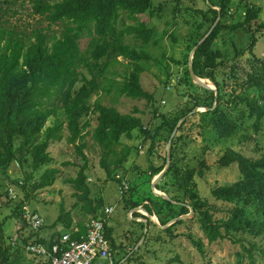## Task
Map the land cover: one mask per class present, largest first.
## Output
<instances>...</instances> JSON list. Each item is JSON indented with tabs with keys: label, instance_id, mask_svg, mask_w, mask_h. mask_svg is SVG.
I'll use <instances>...</instances> for the list:
<instances>
[{
	"label": "trees",
	"instance_id": "trees-1",
	"mask_svg": "<svg viewBox=\"0 0 264 264\" xmlns=\"http://www.w3.org/2000/svg\"><path fill=\"white\" fill-rule=\"evenodd\" d=\"M183 1L175 0L176 7ZM242 1L239 0L240 3ZM153 2L154 0H32L33 14L50 25H59V36L50 37L43 30H34L30 35H26L0 27V177L13 163L22 167L28 159L32 161L34 172L50 165L52 158L48 152L49 146L52 142L62 139L65 128L68 142L75 148V166L79 168L77 177L68 180V183L74 188V197L77 203L82 204L86 217V222L83 220L78 223L77 230L70 234H64V230L57 231L56 226L61 225L69 232L73 223L72 217L61 204L60 215L52 228L45 229L43 226L37 232L31 230L32 234L22 238L17 236L16 241L10 245L6 242L5 220L0 218V264H12L19 260L24 247L30 243L51 248L59 244L65 235H69L71 240L82 241L87 237L86 224L90 220L105 218V208L111 206H104L102 200H92L91 191L86 185L88 159L83 133L93 125V139L100 150V167L108 181L116 180L122 185V192L125 184L116 178L117 173L132 153L136 152V148L124 144L122 139L133 141L137 137L143 143L149 142L148 153L152 156L160 144L161 135L167 134L169 140L177 127L181 133L182 127L197 115L193 114L179 125L180 121L195 109H206V112L200 115L196 126L201 131L213 130L217 137L223 140L236 134L241 128L242 120H253L252 128L256 137H248L246 140L250 139L258 147L261 145L259 138L264 136V57L259 59L252 56L248 59V69L232 66L230 78L235 82L230 91L225 92L226 86L218 81V74L224 71L230 60L239 61L243 54L250 50H234L233 56L227 54V34L250 26L258 19L259 9L248 8L243 20L230 26L226 25L225 21L233 19L231 10L234 0H205V9L185 10L195 22L191 23L192 31L184 56L185 76L180 80V84L194 87L187 65L191 52L196 48L192 60L193 72L200 79L211 80L216 91L201 89V93L192 98L193 103L189 108L167 116L155 107V96L146 92L141 85V76L145 72L141 63L150 62L151 56L144 50H137L125 43L127 37H133L140 41L143 47H147L154 39L156 32L150 27V22L157 18L163 7L156 11ZM123 14L135 24L118 29L117 22ZM219 15L220 21L201 43ZM142 16L147 17L149 21L139 22V17ZM83 38L90 40L85 51L80 49V41ZM118 58L130 63L129 71L119 84L107 77L109 74L117 76L110 69L117 63ZM104 82L109 86H103ZM113 90L119 97L145 101L146 105H152L151 119L146 122L137 109L124 115L115 108L103 106L97 101L91 102L93 97L101 92L109 95ZM240 107H244V112L240 111ZM59 111L63 113V121L58 117ZM51 118H54V121L47 127ZM134 133H137V136H134ZM180 139L178 136L177 142L180 143ZM142 142L141 147L144 146ZM178 151L176 145L171 148L170 166L156 185V190L165 193L168 199L151 195L145 205L129 199L124 203L125 208L131 211L142 206L143 211L156 217L161 226L175 221L161 231L166 237L172 236L173 230L184 223L179 218L187 216L192 210L209 244L226 236L241 235L249 244L248 248L243 247L249 264H257L255 253H260L264 260V246L255 240H264V153L261 151L254 157L228 149L219 156L216 162L219 168L236 164L241 175V179L235 184L211 190V197L224 206V210H221L217 205L201 199L195 187L194 178L202 177L205 162H200L198 171L190 166L183 167L178 163ZM164 159L161 167L151 166L148 173L152 179L166 166V158ZM68 165L70 164H65ZM59 173L56 168L46 169L39 181L33 184L32 192L52 187ZM27 180L31 181L32 176ZM170 186L183 193L186 200H175L171 196ZM22 189H25V185ZM128 190L130 191L129 186L123 194ZM6 197L11 199L9 193H6ZM2 198L0 194V217L1 210L5 207V204L1 203ZM24 199L17 205L12 216V219L21 222L22 228L28 227L23 210L29 200L28 196ZM19 210L22 213L18 214ZM217 214H224V217L215 218ZM110 218L105 224V236L111 251H115L114 230L109 225ZM47 230L51 231V236L41 237L40 234ZM141 236L133 247L140 241ZM157 240L160 239H155ZM147 241L148 236L144 244ZM193 244L203 252L202 242L193 241ZM21 251L22 254L18 257ZM140 251L141 248H138L133 254L127 253L116 264H121L122 261V264L140 263ZM43 264L48 263L46 261Z\"/></svg>",
	"mask_w": 264,
	"mask_h": 264
},
{
	"label": "rangeland",
	"instance_id": "rangeland-1",
	"mask_svg": "<svg viewBox=\"0 0 264 264\" xmlns=\"http://www.w3.org/2000/svg\"><path fill=\"white\" fill-rule=\"evenodd\" d=\"M213 1L217 2V0ZM206 4L205 0H184L179 7H176L175 0H154L153 8L156 11L161 6L163 7L162 11L158 12L157 18L150 22V27L154 28L156 32L154 39L147 47H143L141 42L133 37H127L125 40L126 44L137 50H144L151 56L152 60L150 62L141 63L145 68V72L141 76V85L146 92L155 96V107L160 113L167 116H172L183 109L189 108L193 103L192 98L197 93H201L200 91L203 89L193 79V88L187 84H180V82L185 76L184 56L187 41L192 31L191 23L195 22V19L189 13H185V10L189 8L205 9ZM32 6V0H0V27L26 35H30L34 30H43L50 37L59 36L60 26L50 25L39 16L34 15ZM248 8L259 9L258 19L244 30L227 34V39H229V45L225 47L227 54L233 56L234 50L236 52H242L248 48L250 50L246 51L239 61L230 60L224 71L218 74V81L226 86L224 88L225 92L230 91L235 82L233 78H230L232 66L237 65V68L248 69L246 64L248 59H251L252 56L259 59L264 57V0H243L242 3L239 0H234L231 10L233 19H229L225 23L230 26L242 21ZM173 17L177 19H173ZM148 21L147 17H139V22L146 23ZM134 24L127 18L126 14H123L117 22V28L123 29L125 26ZM89 41V38H83L80 41L82 51L87 49ZM187 66L189 70V65ZM129 69L130 63L118 58L117 63H114L110 69L117 76L109 74L107 77L119 84ZM239 74L241 75V72ZM201 80L213 91H216L215 84L211 80ZM103 86L109 85L104 82ZM95 101L103 106L115 108L124 115L131 114L134 109H137L146 122L151 119L152 105H146L145 101L119 97L114 90L109 95L101 92L98 96H94L91 102ZM240 111L244 112V107H240ZM205 112L206 109L203 108L193 110L180 121L179 125L193 114L197 116L182 127L181 133L178 132L179 127H177L169 140L167 134H162L156 153L152 156L148 153L149 142L143 143L137 137L133 141L122 139L124 144L136 148V152L132 153L116 176L126 186H129L130 191L128 190L126 194H123L125 189L122 192V185L116 180L108 181L103 169L100 167V150L93 139L95 125L83 133V142L86 145L85 154L88 159L86 185L91 191L90 198L95 202L102 200L104 206H113L115 209L114 214L109 219V225L114 230L113 236L116 245L115 251L111 252L114 264L127 253L133 254L138 248H141L140 257L138 258L140 263L134 264H249L248 255L243 250V247H249L245 237L241 235L226 236L224 239L209 244L192 210L187 215L188 217L184 216L185 218L182 219L184 223L173 230V235L166 237L161 231L171 226L175 221H171L166 226H161L156 217L149 216L143 211L142 206L128 211L124 205L125 201L129 199L143 205L148 204L147 201L150 200L151 195L168 199L165 193L156 190V185L162 178L153 188V183L166 166L153 179L148 172L151 166L161 167L165 162L164 158H166L167 164V155L170 156L171 148L176 145L179 148L178 163L181 166H190L198 171L200 162H205L206 167L203 169L202 177L196 176L194 178L195 187L201 199L224 210V206L211 197V190L219 186H231L241 179V175L236 164L227 168H219L216 164L219 156L228 149H232L247 156L255 157L261 151L264 153V136L259 138L261 143L259 147L253 141H250V139L256 137L252 128L253 120L245 118L242 120L241 128L233 137L226 140L219 139L213 130L201 131L196 126L197 121H200V115ZM58 117L63 121L62 111H59ZM53 121L54 118H51L46 126H51ZM262 134H264V131ZM133 135L137 136V133ZM178 136L181 138L180 143L176 140ZM248 137L250 139L246 140ZM141 142L144 145L142 150L139 149ZM48 152L52 162L50 165L42 167L40 171L34 172L32 161L28 159L22 167L17 163H13L5 174L0 177V194L3 197L1 203L5 204V207L1 210L0 218L5 220L4 232L7 238L6 242L9 245L16 241L17 236L22 238L32 234L29 227L22 228L19 220L12 219L17 205L25 200L26 196L29 200L23 208H27L30 212H36L43 219L45 229H50L54 225L60 215L61 204L70 214L75 225L83 220L86 222L82 204L77 203L74 197L75 190L68 183V180L77 177L79 168L75 166V148L69 144L68 133L65 128L62 132V139L52 142ZM66 163L70 165L65 166ZM48 168H56L60 172L54 185L42 191L32 192L33 184L39 181L41 175ZM29 176H32L31 181L27 180ZM23 185H25V189H22ZM10 189L14 191L15 197H11ZM169 190L175 200H186L184 194L176 191L173 186H170ZM130 192L133 194L132 196ZM6 193H9L11 199L6 197ZM20 213L22 212L19 210L18 214ZM222 217H224V214L215 215V218ZM146 224L148 230L145 234ZM56 227L57 231L61 230L60 232H62L64 230L63 233L67 231L61 225ZM139 236H141L140 241L133 247ZM143 236H145V239L142 241ZM147 236L148 241L144 244ZM155 239L161 241H155ZM255 240L259 245L264 246V240ZM193 241L203 243V252L198 250ZM20 254H22V251L18 253V257ZM254 257L257 264H264L260 253H255ZM13 259H15V256ZM39 261L23 251L22 257L12 264H41Z\"/></svg>",
	"mask_w": 264,
	"mask_h": 264
},
{
	"label": "built area",
	"instance_id": "built-area-1",
	"mask_svg": "<svg viewBox=\"0 0 264 264\" xmlns=\"http://www.w3.org/2000/svg\"><path fill=\"white\" fill-rule=\"evenodd\" d=\"M139 149L142 150V147L140 146ZM124 189H127L126 185ZM9 193L11 197H15L12 189ZM114 210L112 206L106 207L104 219L90 220L86 224L87 237L82 241L71 240L69 235H65L59 244L51 248L30 243L24 247V252L31 256L45 258L48 264H114L110 243L105 236V224ZM24 211L30 230L37 232L44 226L43 219L37 213L30 212L27 208H24Z\"/></svg>",
	"mask_w": 264,
	"mask_h": 264
},
{
	"label": "water",
	"instance_id": "water-1",
	"mask_svg": "<svg viewBox=\"0 0 264 264\" xmlns=\"http://www.w3.org/2000/svg\"><path fill=\"white\" fill-rule=\"evenodd\" d=\"M220 21V15L218 16L214 26L211 28V30L209 31L208 35L201 41V43L212 33V31L214 30V28L216 27V25L218 24V22ZM196 48L193 49V51L190 54L189 57V73L191 75V78L194 80V82H196L198 85L202 86L204 89H211L209 86H207L206 84L203 83V81L196 77L194 72H193V65H192V60H193V55L195 53ZM212 90V89H211ZM217 97V96H216ZM170 166V156L169 154L167 155V164L166 167L164 169V171L159 175V177H157V179L155 180V182L153 183V188L155 186V184L163 177V175L166 173L168 167ZM192 212V211H191ZM188 217V216H186ZM185 217L179 218V219H183ZM148 230V226L147 224L145 225V234L147 233ZM145 239V236L142 237V241Z\"/></svg>",
	"mask_w": 264,
	"mask_h": 264
},
{
	"label": "crops",
	"instance_id": "crops-1",
	"mask_svg": "<svg viewBox=\"0 0 264 264\" xmlns=\"http://www.w3.org/2000/svg\"><path fill=\"white\" fill-rule=\"evenodd\" d=\"M75 230H77V227H76V225H75V222L73 221V223H72V225H71V230L69 231V232H66V233H64V234H70V232H72V231H75ZM40 236L41 237H43V238H46V237H50L51 236V231H48V232H44L43 234H40ZM27 237V236H26ZM35 240V238L32 240V241H34ZM29 256V255H28ZM37 260L41 263V264H43V263H45L46 261H47V259H45V258H37Z\"/></svg>",
	"mask_w": 264,
	"mask_h": 264
}]
</instances>
